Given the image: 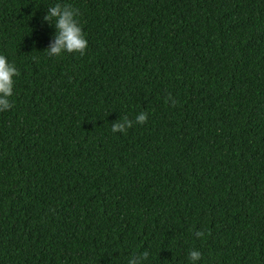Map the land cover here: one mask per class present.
<instances>
[{
    "label": "trees",
    "instance_id": "obj_1",
    "mask_svg": "<svg viewBox=\"0 0 264 264\" xmlns=\"http://www.w3.org/2000/svg\"><path fill=\"white\" fill-rule=\"evenodd\" d=\"M0 55V264H264V0H0Z\"/></svg>",
    "mask_w": 264,
    "mask_h": 264
},
{
    "label": "clouds",
    "instance_id": "obj_2",
    "mask_svg": "<svg viewBox=\"0 0 264 264\" xmlns=\"http://www.w3.org/2000/svg\"><path fill=\"white\" fill-rule=\"evenodd\" d=\"M78 15L79 10L69 4L57 3L48 9L44 21L56 29L54 44L44 51L49 57H59L63 53H78L81 56L85 54L88 43L77 20ZM17 76H19L17 68L10 64L4 55H0V112L7 111L13 106L10 98L14 94L15 81L13 78ZM168 100L175 106L176 101L171 96L168 97ZM135 123L140 125L147 123V113L138 114ZM132 127L133 121L124 117L123 120L120 119L112 124L111 130L113 133H126ZM195 235L197 238H202L204 232L198 231ZM148 255L149 253L145 251L142 255L132 256L129 258L128 264H142ZM201 258L202 253L199 250L189 252L191 264H198Z\"/></svg>",
    "mask_w": 264,
    "mask_h": 264
}]
</instances>
